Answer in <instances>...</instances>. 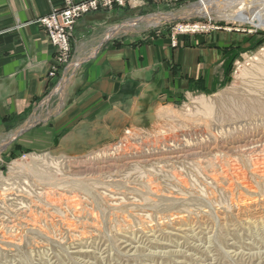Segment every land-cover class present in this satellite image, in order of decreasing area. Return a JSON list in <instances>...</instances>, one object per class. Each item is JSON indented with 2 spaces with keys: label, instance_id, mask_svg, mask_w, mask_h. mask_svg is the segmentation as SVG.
Wrapping results in <instances>:
<instances>
[{
  "label": "rangeland",
  "instance_id": "1",
  "mask_svg": "<svg viewBox=\"0 0 264 264\" xmlns=\"http://www.w3.org/2000/svg\"><path fill=\"white\" fill-rule=\"evenodd\" d=\"M200 1L129 0L76 20L69 58L52 64V77L76 62V23L96 12L116 17L86 38L110 25L120 28L113 43L166 36L176 47L225 32L244 36L246 46L219 90L161 104L155 119L129 123L84 155L0 141V264H264V88L251 75L264 67V28L186 12ZM158 15L160 25L144 22ZM61 82L43 110L56 111Z\"/></svg>",
  "mask_w": 264,
  "mask_h": 264
},
{
  "label": "crops",
  "instance_id": "2",
  "mask_svg": "<svg viewBox=\"0 0 264 264\" xmlns=\"http://www.w3.org/2000/svg\"><path fill=\"white\" fill-rule=\"evenodd\" d=\"M62 7L63 0H0V141L84 155L129 123L155 119L161 104L219 90L232 56L246 46L244 36L225 32L176 47L166 36L113 43L110 25L102 37L86 38L116 17L96 12L76 23L72 43L78 66L61 67L52 77L55 50L38 20ZM68 71L74 75L62 83ZM56 81L64 86L57 109L43 110Z\"/></svg>",
  "mask_w": 264,
  "mask_h": 264
},
{
  "label": "bare ground",
  "instance_id": "3",
  "mask_svg": "<svg viewBox=\"0 0 264 264\" xmlns=\"http://www.w3.org/2000/svg\"><path fill=\"white\" fill-rule=\"evenodd\" d=\"M186 12L194 14L195 16H201V17H209L211 18L213 14H216L219 18L224 19L228 22H245V21H250L252 22L253 25H257L260 26L262 28H264V0H201L200 2H198L197 4L191 6L190 8H188L186 10ZM193 16V17H195ZM192 17V16H191ZM163 18H165L164 16H154L145 19L144 22L146 23V25L148 27L151 26H158L161 24V21L163 20ZM139 22V21H138ZM120 31L119 27H115L110 29L108 36H112L114 34H116L117 32ZM102 44V43H101ZM93 54V53H92ZM79 61L75 62L73 64V66H78ZM245 71L247 72V70L245 69ZM244 72V73H246ZM248 73V72H247ZM241 74V73H240ZM245 75V74H244ZM243 75V76H244ZM254 77L259 78L260 83H258V85L260 87L264 88V67H260L257 68V71L255 72V74H251ZM261 79V80H260ZM253 87V86H252ZM59 89L57 88L55 90V92H57ZM61 90V89H60ZM254 90V89H253ZM54 92V93H55ZM255 92V91H254ZM259 94V93H258ZM245 95H243L244 97ZM256 96V95H254ZM260 96V95H259ZM237 97V96H236ZM241 97V96H239ZM264 97V96H263ZM62 98V97H61ZM245 99V98H244ZM262 99V96H261ZM246 100V99H245ZM232 102V101H231ZM230 103V102H229ZM241 103V102H240ZM246 102H244L245 104ZM260 103V102H259ZM259 103L257 104V102H255V100H253V103H251L252 108L254 109H260L261 105H259ZM201 107L205 110V111H212L214 110L210 105L204 103V102H200ZM232 104V103H231ZM239 104V103H238ZM243 104V105H244ZM254 104V105H253ZM241 105V104H240ZM233 106V105H232ZM246 106V105H244ZM263 106V105H262ZM243 107V106H241ZM238 108V107H237ZM250 108V107H249ZM263 108V107H262ZM203 110V112H204ZM262 110V109H260ZM228 111V109H227ZM230 112H232L231 110H229ZM241 111V110H240ZM254 111V110H253ZM210 112H207L209 114H211ZM243 112V111H241ZM240 112V113H241ZM248 111H246L247 113ZM252 112V111H251ZM255 112V111H254ZM205 113V112H204ZM237 113L238 110H237ZM245 113V112H244ZM256 113V112H255ZM235 114L234 112L232 113V115ZM229 115V113H228ZM260 115V114H259ZM235 116V115H234ZM231 117V114H230ZM245 119V118H244ZM228 132V131H227ZM12 138V137H11ZM10 141V140H9ZM4 146V144H3ZM2 147V146H1ZM2 149V148H1ZM44 169V168H43ZM44 171V170H43ZM42 171H36V173H41ZM43 175V174H42ZM45 176V175H44ZM43 176V177H44ZM46 177V176H45ZM46 179V178H45ZM48 179V178H47ZM81 183L77 182L76 186L80 187ZM63 185V184H62ZM70 185V184H69ZM73 185V184H72ZM61 186V185H60ZM30 200V199H29ZM51 204V203H50ZM35 206V205H34ZM50 206V205H49ZM48 206V207H49ZM71 206V205H70ZM41 208V207H40ZM51 208V207H50ZM63 216V215H61ZM59 218V217H58ZM2 221V220H1ZM23 221V220H22ZM24 222V221H23ZM19 223V222H18ZM63 223V222H62ZM20 226V225H19ZM16 228V227H15ZM66 230V229H65ZM40 232V231H39ZM37 233V232H36ZM34 234V233H33ZM9 238V237H8ZM20 240V239H19Z\"/></svg>",
  "mask_w": 264,
  "mask_h": 264
},
{
  "label": "built area",
  "instance_id": "4",
  "mask_svg": "<svg viewBox=\"0 0 264 264\" xmlns=\"http://www.w3.org/2000/svg\"><path fill=\"white\" fill-rule=\"evenodd\" d=\"M129 0H87L74 2L64 0V9L52 12L41 18L38 22L44 28L48 41L55 50L53 69L67 62L70 55L71 30L76 20L89 11H97L99 8L111 7L114 4L124 5ZM162 1V0H155ZM52 69V70H53ZM53 75V72L51 73Z\"/></svg>",
  "mask_w": 264,
  "mask_h": 264
},
{
  "label": "water",
  "instance_id": "5",
  "mask_svg": "<svg viewBox=\"0 0 264 264\" xmlns=\"http://www.w3.org/2000/svg\"><path fill=\"white\" fill-rule=\"evenodd\" d=\"M172 19H173V18L169 17V19H165L164 22H167V21L172 20Z\"/></svg>",
  "mask_w": 264,
  "mask_h": 264
}]
</instances>
